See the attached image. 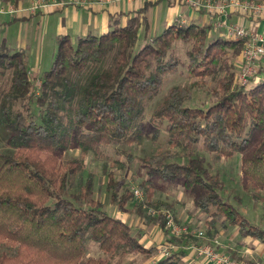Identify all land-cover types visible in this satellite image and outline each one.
I'll use <instances>...</instances> for the list:
<instances>
[{
  "label": "trees",
  "instance_id": "obj_1",
  "mask_svg": "<svg viewBox=\"0 0 264 264\" xmlns=\"http://www.w3.org/2000/svg\"><path fill=\"white\" fill-rule=\"evenodd\" d=\"M3 1L18 5L21 0ZM139 13L124 24L114 19L107 32L79 36L74 42L68 35L58 36L35 97L25 53L0 42V75L9 72L0 96V128L6 138L0 150V264H119L109 256L150 253L126 221L92 198L93 174L86 176L78 193L70 187L71 179L83 172L89 152L113 143L157 140L161 129L167 147L142 158L149 177L139 184L145 194L137 202L139 214L165 230L164 210L177 222L173 205L154 198L152 178H158L188 190L193 207L208 218L207 235L214 237L217 224L229 225L242 236L264 242V229L222 195L224 181L209 172L195 150L199 144L218 158L238 153L241 188L254 200H264V53L249 81L241 83L234 59L243 40L211 37L210 25L176 22L147 36L145 16ZM177 42L190 44L185 51L189 75L215 81L212 100L204 107L188 106L190 86L169 87L151 112L153 128L147 134L141 123L145 103L158 94L164 77L183 65L174 51ZM25 100L34 103L37 112L22 103ZM177 149L181 151L171 152ZM71 150L80 155L65 159ZM111 166L122 168L124 162L115 158ZM106 174L107 189L123 209L133 192L126 189L116 199L115 172L109 169ZM192 236L190 232L170 239L184 247ZM89 241L106 256L89 255ZM185 253L173 251L155 264H184Z\"/></svg>",
  "mask_w": 264,
  "mask_h": 264
},
{
  "label": "rangeland",
  "instance_id": "obj_2",
  "mask_svg": "<svg viewBox=\"0 0 264 264\" xmlns=\"http://www.w3.org/2000/svg\"><path fill=\"white\" fill-rule=\"evenodd\" d=\"M35 27L37 28V26ZM209 33L211 37L214 36V33L211 29L209 30ZM149 35L153 36L156 34L151 31ZM43 40L40 44L43 46V51L40 53L41 55L38 75H35L34 72L29 71L30 77L32 78L34 84L32 89L34 97L39 90L40 77L43 75L45 70L49 69L52 58L56 51V44L54 41L51 42L49 38H44ZM32 45H36L35 39L32 40ZM189 46V43L183 42H177L174 44V51L182 60L183 65H179L178 69L174 73L166 75L163 79L158 94L152 100L145 103V109L141 123L144 131L147 134H151L153 128V125L150 121L151 112L157 102L165 96L169 87L173 85L190 86L191 99L186 102L188 106L204 107L212 100L210 88L215 85V81L210 77H191L188 73L185 65L187 61L185 51L187 48H189ZM51 51H53V54H50ZM241 64L242 61H237L234 63V69L236 70L237 75ZM8 78V71H6L4 75H0V96L6 90ZM194 81H198L200 84L194 85ZM27 102L29 103L30 109L37 112L34 103L26 100L22 103L27 104ZM166 139L167 134L163 129H161V133L157 140L144 138L141 143L129 144L125 142H119L102 146L98 153L89 152L85 155V168L83 172L71 179L70 192L78 193L81 185L86 179V176L89 173L93 174V188L91 194L92 198L100 201L103 209L107 213L112 216L120 217L126 221L131 226V233L135 236L140 235V242L147 248H151L150 253L140 252L136 254H125L117 252L114 255L109 256V259L113 263L155 264V262L161 258L158 253V248L168 243H173L176 245V249L174 251L182 249L185 250V252H188L191 250L189 248H183L182 242L178 243L176 241H171V235L167 230L160 228L157 223L149 220L143 214H139L137 211V202L140 201L139 199L134 197L132 200H128L126 202L123 209H119L117 202H115L116 200L114 201L112 199V190L107 189L108 178L106 172L109 169H112L115 172V180L118 183L117 187L114 189L116 199H119L126 189L131 190L132 187L139 188V184L149 177L147 174V169L142 162V158L146 155L155 153L158 149L166 148ZM5 146V133H3L2 129L0 128V150L4 149ZM195 150L201 154V157L204 158V162L208 166L209 172L218 174L224 181L225 186L221 191L222 195L241 213H243L251 223L258 224L256 218H259V221L264 222V200H254L251 196V192L244 191L239 184L240 155L237 153L229 158H218L214 154L204 151L199 144L195 146ZM180 151L181 149L171 150V152L178 153ZM127 154L130 155V159L127 157ZM79 155L80 154L78 150L67 151L65 154V159L78 157ZM115 158H119L124 162V166L122 168L116 169L111 166ZM152 182L155 185V199L171 203L173 205L174 211L177 210V214L180 212L182 216H187V213H193L194 209L191 202L190 193L180 183L172 185L170 183L163 182L158 178H152ZM144 196L145 194L143 192V197ZM177 223L189 227L192 230L191 232H193V236L199 230H201L204 232L205 238H214H209L203 223L199 224L196 229H192L190 226L182 223L181 219L177 221ZM203 241H205V239H201L200 242ZM186 243L187 246L193 245L197 243V239L193 237V239L188 240ZM186 243L183 244L185 245ZM88 254L96 257L106 256L99 250L97 244L92 241L88 242Z\"/></svg>",
  "mask_w": 264,
  "mask_h": 264
},
{
  "label": "crops",
  "instance_id": "obj_3",
  "mask_svg": "<svg viewBox=\"0 0 264 264\" xmlns=\"http://www.w3.org/2000/svg\"><path fill=\"white\" fill-rule=\"evenodd\" d=\"M31 0H21L17 6H28ZM140 12V13H139ZM139 13L145 16L147 22V36L152 31L160 33L166 26L174 22V17L179 13L186 23H195L202 26L210 25L214 36L221 33L213 27L212 17L203 12H196L180 0H90L85 4H66L64 6H47L34 12L22 14L0 13V42H5L11 51H23L26 56L27 68L38 75L40 65V53L43 51L40 44L44 38H49L57 46V37L68 35L74 42L77 37L86 34H101L110 29L112 20H118L124 24L127 18ZM230 22H239L250 27L255 32L264 36V18H242L235 13L228 16ZM37 26V28L35 27ZM139 34L144 35L143 26ZM45 35V36H44ZM36 45H32V40ZM44 41V40H43ZM13 46V47H12ZM14 48V49H12ZM53 50V49H52ZM50 54H53L51 51ZM242 61L240 53L234 63ZM257 67V62H256ZM46 71V70H45ZM44 71V72H45ZM192 202V201H191ZM192 214L182 216L174 211L177 221L196 229L203 223L206 227V215L193 207ZM180 217V218H179ZM258 224L264 229V222L256 218ZM261 224V225H260ZM192 231V230H191ZM214 238L220 241V251L226 252L236 260L244 264H264V242L250 236H242L236 226L217 224ZM209 236V235H208ZM200 242L201 239L192 236ZM211 236H209L210 238ZM187 243L183 248L187 249ZM184 264H211L203 257L198 256L193 250H189L182 256Z\"/></svg>",
  "mask_w": 264,
  "mask_h": 264
},
{
  "label": "built area",
  "instance_id": "obj_4",
  "mask_svg": "<svg viewBox=\"0 0 264 264\" xmlns=\"http://www.w3.org/2000/svg\"><path fill=\"white\" fill-rule=\"evenodd\" d=\"M90 0H31L28 6H17L10 2L0 0V13L22 14L34 12L37 9L47 6H64L66 4H85ZM186 4L190 10L203 12L212 17L213 27L218 30L225 38L243 40L241 51L243 62L238 72V80L241 83H247L256 71V62L264 53V36L255 32L250 27L239 23L230 22L229 14L235 13L242 18H264V0H180ZM174 22L179 25H185L186 22L181 14L174 17ZM131 191L135 198L143 199L142 190L138 187H132ZM155 213L154 210H151ZM165 215V227L171 236H180L184 233H190L191 229L175 221L170 211H163ZM194 236L205 239L203 242H197L187 248L193 250L198 256L203 257L211 264H244L237 262L226 252L220 251V242L218 239L205 238L204 232L199 230ZM176 249V245L168 243L158 248L161 257L171 254Z\"/></svg>",
  "mask_w": 264,
  "mask_h": 264
}]
</instances>
